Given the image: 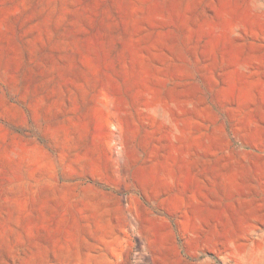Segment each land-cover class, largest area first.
<instances>
[{
  "label": "rangeland",
  "instance_id": "1",
  "mask_svg": "<svg viewBox=\"0 0 264 264\" xmlns=\"http://www.w3.org/2000/svg\"><path fill=\"white\" fill-rule=\"evenodd\" d=\"M260 238L264 0H0V264Z\"/></svg>",
  "mask_w": 264,
  "mask_h": 264
},
{
  "label": "crops",
  "instance_id": "2",
  "mask_svg": "<svg viewBox=\"0 0 264 264\" xmlns=\"http://www.w3.org/2000/svg\"><path fill=\"white\" fill-rule=\"evenodd\" d=\"M237 256L232 264H264V238L255 242H243L236 247Z\"/></svg>",
  "mask_w": 264,
  "mask_h": 264
}]
</instances>
